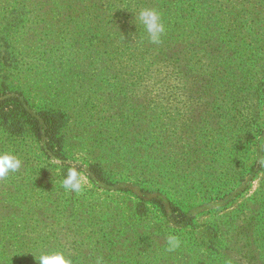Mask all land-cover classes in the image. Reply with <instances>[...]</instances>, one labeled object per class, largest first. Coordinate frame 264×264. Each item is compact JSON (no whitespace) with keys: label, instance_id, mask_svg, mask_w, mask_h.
<instances>
[{"label":"rangeland","instance_id":"rangeland-1","mask_svg":"<svg viewBox=\"0 0 264 264\" xmlns=\"http://www.w3.org/2000/svg\"><path fill=\"white\" fill-rule=\"evenodd\" d=\"M220 1L233 9L232 51L257 63L192 110L194 98L164 69L133 85L138 57L108 53L88 24L99 23L101 1L0 0V83L10 87L0 99L69 111L61 157L0 122V153L22 161L0 178V264L54 251L73 264H264V83L254 78L264 52H246L264 35V0ZM112 2L124 16L146 3ZM106 59L119 70L108 81ZM117 78L128 80L125 94ZM99 166L114 179L99 181L90 170ZM71 168L86 177L80 192L63 187Z\"/></svg>","mask_w":264,"mask_h":264},{"label":"trees","instance_id":"trees-1","mask_svg":"<svg viewBox=\"0 0 264 264\" xmlns=\"http://www.w3.org/2000/svg\"><path fill=\"white\" fill-rule=\"evenodd\" d=\"M99 1H101L99 2V23L89 21L88 24L91 25L90 27H99V36L102 38L101 45L107 49L108 53H115L116 56L132 55L131 58H136V60L138 57L139 64L136 63L129 67L134 80H136V77L137 79L141 78L143 74L144 77L146 74L150 76L149 72L155 69L166 70V77H173L181 81L188 96L194 98L195 102L192 110L203 109L204 105L201 102L205 101V98L212 97L214 88H218L217 91H221V93L227 92L226 88L232 87L233 71L238 75L241 65L243 66V72L249 65L256 66L257 61L248 62V60L253 59L251 57L243 61L244 52L232 51L229 37L232 30L233 9H229L227 1ZM112 1H146V3H144L143 8L140 3H137L133 8V5L129 6V3L125 2L124 5H128L131 11L128 16H124L122 15V7ZM144 9H154L160 13L165 31L161 34L159 43L151 41L144 25L140 22L139 13ZM239 24L240 22L237 23V25ZM91 34L96 35L94 32H91ZM254 41H256L257 47L251 41L246 49L248 50L246 51L247 54L251 50H253V54L256 51L263 53L264 35L259 36L258 33H255ZM202 59L207 60V62L205 65L200 66ZM106 63L107 72L104 75V80L108 81L106 75L111 71L119 70L117 69L118 66L116 67L115 64L111 63V60L106 59ZM262 65L264 67V64ZM143 66H146V68L144 69ZM254 78L257 83H264V68L258 71ZM113 81L119 85L117 89L121 93L126 91L129 86L126 79L117 78ZM99 82H103V77H99ZM0 84V88L3 86L5 90L10 88L5 82ZM135 84H137V80L133 83V85ZM224 88L225 90H222ZM235 95L236 93H232V101L236 100ZM11 100L14 102H11ZM7 101L10 103H7ZM28 105L27 100L24 97L21 98L20 95L15 98L9 96L3 101L0 99V122L5 126V129L11 134L18 135H23L24 132L30 130L39 139L43 140L47 151H52L58 157L65 155L68 152V147L63 130L68 122L69 111L55 102H49V105L35 111L31 107L32 105H29V107ZM131 108L136 110L140 107L132 105ZM227 108L230 110V106ZM212 109L216 110L217 108L213 105ZM237 110L238 107L232 108V111ZM90 170L99 178V181H111L116 175L109 167L99 166V170L91 167ZM67 174L68 170L65 175L67 176ZM154 199L158 200L163 208L166 207L163 199L157 197Z\"/></svg>","mask_w":264,"mask_h":264},{"label":"clouds","instance_id":"clouds-1","mask_svg":"<svg viewBox=\"0 0 264 264\" xmlns=\"http://www.w3.org/2000/svg\"><path fill=\"white\" fill-rule=\"evenodd\" d=\"M139 19L149 34L151 41L153 43H159L161 34L165 31V26L161 22L160 13L154 9H144L139 13ZM21 165L22 161L17 156L10 153H0V178L7 177L10 172L18 171ZM84 183H86V177L77 171V169L71 168L63 180V187L80 192ZM169 243L174 247L178 244L174 237L169 238ZM28 254L32 255L35 264H73V260L66 257L63 251L41 253L40 255L29 252L26 255Z\"/></svg>","mask_w":264,"mask_h":264}]
</instances>
